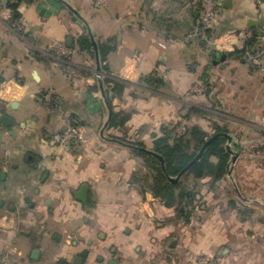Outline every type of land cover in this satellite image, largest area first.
I'll return each instance as SVG.
<instances>
[{
    "label": "crops",
    "instance_id": "crops-1",
    "mask_svg": "<svg viewBox=\"0 0 264 264\" xmlns=\"http://www.w3.org/2000/svg\"><path fill=\"white\" fill-rule=\"evenodd\" d=\"M226 1L218 0L213 24L228 53L223 68L243 65L231 55L240 43L232 35L264 18L253 0ZM104 2L24 0L15 16L8 0L0 1V118L15 121L10 127L0 122V264H73L85 249L84 263L91 264H198L202 248L188 221L177 220L175 210L137 180L140 156L130 147L107 149L101 132L117 112L128 118L123 127L110 128L115 136L126 130L152 146L164 123L199 108L188 97L197 78L188 67L192 50L210 60L217 49L184 42L198 17L189 0ZM168 38L176 42L161 47ZM84 40L92 50L82 49ZM55 44L73 50L68 60L80 71L77 80L55 65ZM214 59L206 68L210 75ZM157 66L165 78L159 89L144 81ZM107 80L125 83L121 96ZM72 122L81 137L64 145L62 133ZM85 183L88 211L74 196ZM204 230V248L221 241L215 263L226 264L232 234ZM257 236L255 245L264 241Z\"/></svg>",
    "mask_w": 264,
    "mask_h": 264
},
{
    "label": "rangeland",
    "instance_id": "rangeland-1",
    "mask_svg": "<svg viewBox=\"0 0 264 264\" xmlns=\"http://www.w3.org/2000/svg\"><path fill=\"white\" fill-rule=\"evenodd\" d=\"M104 5L105 2L100 7ZM218 15L219 6L216 9V18ZM213 28L212 25L211 29ZM232 36H235L240 42L238 49H242L245 40L250 37L245 36L243 32H236ZM211 41L209 48L213 44L219 54L226 50L224 44H219L216 39ZM192 42L197 45L198 41ZM174 43H169L163 48H168ZM56 45H53L51 49L53 56H56ZM207 49L204 48L203 50ZM262 50H264V35L261 37L257 52H249L245 57V62L242 63L243 65H228L223 68L221 66L226 63L227 59L219 61L216 67H210L211 75L206 71L209 66L208 63L212 62L211 59L206 58V55L201 51L199 52V49L192 50L190 55L192 54L195 58L188 64V67L196 74L197 78L188 92V97L190 102L199 108L197 111L196 108L188 111L190 112L189 117L187 113H184L177 121L163 124H172L176 128L180 124L178 122L185 121L187 127L179 135L184 134L192 125H200L207 130L210 138L218 134L215 127L219 126L223 130H228L229 133L226 134L233 139L232 143L227 139L225 144L230 153V165L224 180L215 185V188L207 180L198 182L201 198L196 201L195 212L189 218L190 220L195 217L201 223V226L193 225L189 230V232L197 235L195 238L197 239L196 245L198 248H202L196 257L197 263L199 257L206 255L216 264V257L220 256L218 249L222 244L221 241L212 248L210 246L204 248V235L202 234L205 231V226H208V229H212L217 235L232 234L228 238V244H226L232 250V257L226 264H264V241L257 245L254 243L259 238L258 234H261V238L264 239V58L258 64H250L247 61L249 55H258ZM163 73L162 67L157 66L151 76L164 80ZM161 87L159 85L154 88L159 89ZM168 94L176 98L179 97L174 92ZM54 104L57 108L59 102ZM179 105L182 107L183 104L179 102ZM149 127L152 128V125ZM122 129L119 132H122ZM125 131L120 136H115L110 128L107 129V126L103 128L101 133L108 141L103 142L108 146L107 149L117 148V146L127 148L130 147L131 143H143L147 149L151 148L150 141L132 138L128 135L129 131ZM79 135L81 137L80 130ZM112 138L115 141H112ZM78 140L76 139L69 144H75ZM86 147H92V144H87ZM138 162L141 177L147 176L149 183L152 179L149 176L150 170H148L146 160L138 157ZM234 200L236 205L231 203ZM235 214H238L239 220L234 216ZM226 222L228 223L226 224ZM252 232L254 237H252ZM238 233L239 236L236 235ZM206 250L209 251V254L205 252ZM181 257L180 254V262H182Z\"/></svg>",
    "mask_w": 264,
    "mask_h": 264
},
{
    "label": "trees",
    "instance_id": "trees-1",
    "mask_svg": "<svg viewBox=\"0 0 264 264\" xmlns=\"http://www.w3.org/2000/svg\"><path fill=\"white\" fill-rule=\"evenodd\" d=\"M23 1L8 0L7 6L14 12L15 16H17V9ZM257 10L261 16H264V9L259 8ZM249 30L252 31V36L245 40L244 47L231 53L232 56H235L242 62H245V57L249 52H257L259 44L261 43V37L264 35V27H252ZM208 34L211 41L216 38L217 31L210 29ZM185 43L190 47L197 46L204 49L209 48L208 46L211 42H197V45H194L193 42ZM81 47L82 49L92 50L90 41L84 40L81 43ZM217 55H219V52L214 51L211 54L212 59ZM144 81L151 87H157L163 84V79L155 76H150ZM106 83H110L112 85L111 89L120 96L126 86L124 82L117 80H107ZM189 113H187L188 117L190 116L188 115ZM127 118L128 116H122L120 113L112 112L109 127H123ZM215 129L218 133H229L228 130H223L219 126H216ZM153 138L152 146L148 150L162 156L164 165L156 156L145 150L147 149L145 144L131 143L129 146L141 158L146 160L148 170H150L149 176L152 181L148 183L147 176L142 178L139 173L136 174V178L138 180L140 176L142 181L146 183L147 188L156 197L161 198L168 208L175 210L177 220L188 221L191 214L195 212L196 201L201 198L198 182L207 180L215 188V185L224 180L228 174L230 153L225 145L227 138L223 136L218 137L208 145L202 156L182 175V179H179L177 182H172L169 177H177L200 153L210 138L207 130L200 125H192L188 127L184 134L179 135L176 133L175 127L169 124L163 125L161 127V135L155 134Z\"/></svg>",
    "mask_w": 264,
    "mask_h": 264
},
{
    "label": "built area",
    "instance_id": "built-area-1",
    "mask_svg": "<svg viewBox=\"0 0 264 264\" xmlns=\"http://www.w3.org/2000/svg\"><path fill=\"white\" fill-rule=\"evenodd\" d=\"M98 5L104 4V0H95ZM190 5L198 10V17L195 24L189 30L184 38V42L198 41V42H211L208 31L216 20V9L219 6L217 0H189ZM254 5L256 9H264V0H254ZM245 36H251L252 31L248 30L243 33ZM174 38H168L166 42L160 43L161 47H166L169 43H174ZM217 42V41H216ZM56 56L55 65L61 67L68 80L75 81L80 77L78 68L67 60L73 54V50L65 47L62 44H57L55 48ZM264 58V50H262L258 55H249L247 61L250 64H258L260 60ZM180 123L176 128V132L181 134L187 127L185 121ZM79 128L74 122L69 123L64 134L61 136V143L67 145L76 139H79ZM191 227L193 225L201 226V223L196 220L195 217L191 218L188 222ZM199 264H214L213 260L204 255L198 258ZM83 264H91L89 262Z\"/></svg>",
    "mask_w": 264,
    "mask_h": 264
},
{
    "label": "water",
    "instance_id": "water-1",
    "mask_svg": "<svg viewBox=\"0 0 264 264\" xmlns=\"http://www.w3.org/2000/svg\"><path fill=\"white\" fill-rule=\"evenodd\" d=\"M229 0L226 1L224 4L225 6H229ZM249 26L252 28V27H259V28H263L264 27V18H261L259 20H252L250 23H249ZM93 40V44H94V48L95 50H97V45L94 41V39L92 38ZM72 41L71 40H68L67 42V45L70 47L72 44ZM228 57V53L226 52H221L219 55L216 56L215 58V61H214V64H217L219 61H225ZM98 63H99V60H98ZM98 70H100V66L98 65ZM0 122L8 127L10 126H13L15 125V121L10 118L8 115L4 114L1 118H0ZM226 137L230 143L233 142V139L230 135L226 134V133H218L214 136H212L208 141L207 143L205 144V146L203 147V149L200 151V153L186 166V168H184L182 170V172L177 176V177H169V179L172 181V182H177L181 177L182 175L202 156L205 148L210 145L215 139H217L218 137ZM146 151L150 152L151 154H153L154 156H156L161 162L162 164L164 165V159L162 156L156 154L155 152L153 151H150V150H147L145 149ZM74 196L75 198L81 202L86 211L89 210V202H90V186L88 184H82V186L80 187V189L78 191H75L74 192ZM176 245V241H173L172 242V246H175ZM88 253H89V250L88 249H85L83 250L80 255L76 258V260L74 261L73 264H83L84 261H85V258H87L88 256ZM111 264H114V262H112Z\"/></svg>",
    "mask_w": 264,
    "mask_h": 264
}]
</instances>
